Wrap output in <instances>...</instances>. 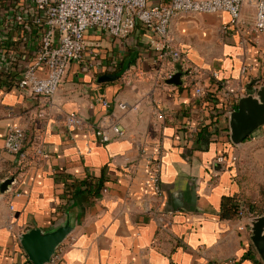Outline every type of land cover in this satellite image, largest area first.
I'll use <instances>...</instances> for the list:
<instances>
[{"label":"crops","instance_id":"obj_1","mask_svg":"<svg viewBox=\"0 0 264 264\" xmlns=\"http://www.w3.org/2000/svg\"><path fill=\"white\" fill-rule=\"evenodd\" d=\"M9 6V0H0V264L32 263L20 235L51 230L68 219L73 230L58 247L56 264H264L251 239L250 220L256 216L247 204L245 179L248 163L264 171V125L236 145L225 108L217 111L219 122L210 126V135L199 134L212 120V95L219 96L212 80L200 98L185 85L155 91L148 82L137 89L124 85L122 72L136 62L150 71L156 67L140 27L125 42L105 33L90 36L101 58L88 70L71 65L52 109L5 79L2 66L12 62L2 30ZM242 13L238 26L226 12L180 15L171 31L192 63L219 72L221 84L245 90L255 79H261L257 86L264 84V33L251 30L253 7ZM14 62L21 63L17 57ZM106 75L116 77L103 79ZM148 92L153 96H145ZM118 101L140 104L124 111ZM70 114L104 125L112 139L102 142L92 130L67 128ZM11 123L25 128L28 142L43 139L48 157L29 165L2 192L18 160L4 150ZM118 130L126 133L119 136ZM222 154L226 164L217 162ZM155 157L162 160L160 193L150 181ZM227 197L246 212L222 217ZM156 209L167 214L168 228L160 226Z\"/></svg>","mask_w":264,"mask_h":264},{"label":"built area","instance_id":"obj_2","mask_svg":"<svg viewBox=\"0 0 264 264\" xmlns=\"http://www.w3.org/2000/svg\"><path fill=\"white\" fill-rule=\"evenodd\" d=\"M10 16L4 22L5 39L9 43L7 52L11 56L10 64L2 66L9 85L25 91L29 96L43 99L54 109L55 95L60 89L70 67L77 63L84 70L92 68L101 58L93 34L105 33L125 42L137 28L148 35L149 48L155 53L156 67L150 71L141 61L126 68L121 74L122 83L137 89L140 84L150 83L151 91L172 87L169 80L177 72L181 73V84L192 88L197 97L206 94V82L212 80L217 86L219 97L225 104L227 117L236 110L238 101L245 90L240 84L223 85L219 72H208L204 67L194 64L175 40L171 25L180 15L226 12L230 23L238 26L242 22L243 8L251 6L255 16L251 30L264 33V0H9ZM16 55V56H15ZM14 57L21 62L16 64ZM14 62V63H13ZM247 68H243L245 74ZM13 74L17 78L13 77ZM13 83V84H12ZM241 83V82H240ZM146 95L153 96L151 92ZM104 106L111 104L102 97ZM140 103L130 105L118 101L121 110L137 109ZM67 128L87 129L95 132L102 142L112 139L108 128L87 121L78 114L67 115L64 119ZM114 128L117 130V126ZM125 131L118 130L122 136ZM23 126L11 123L8 126L4 150L16 155L18 160L14 168V179L26 173L29 165L38 164L48 157L43 139L28 142ZM232 156L231 160H237ZM227 156L217 157V162L226 164ZM150 181L156 193L162 191V160L151 158L149 162ZM14 181V183H15ZM17 196L20 193L16 194ZM12 207V206H11ZM13 208V207H12ZM246 212L240 208V215ZM158 222L162 228H168L167 214L156 209ZM244 229V227H241ZM59 249L51 260L44 264H56ZM33 264V263H32Z\"/></svg>","mask_w":264,"mask_h":264},{"label":"water","instance_id":"obj_3","mask_svg":"<svg viewBox=\"0 0 264 264\" xmlns=\"http://www.w3.org/2000/svg\"><path fill=\"white\" fill-rule=\"evenodd\" d=\"M181 76V73L177 72L169 83L180 85ZM115 77L116 75H106L103 79ZM260 82L261 79H255L247 84L236 110L230 114V138L236 145H241L252 133L264 125V84L257 86ZM14 181V178L5 179L1 185L2 192H7ZM72 230L73 226L68 219L51 230L30 229L20 235V242L33 264H44L51 260ZM250 230L252 242L264 262V214L250 220Z\"/></svg>","mask_w":264,"mask_h":264},{"label":"rangeland","instance_id":"obj_4","mask_svg":"<svg viewBox=\"0 0 264 264\" xmlns=\"http://www.w3.org/2000/svg\"><path fill=\"white\" fill-rule=\"evenodd\" d=\"M254 154L251 155L250 160L253 161ZM239 158V157H238ZM239 161V159H238ZM251 164V165H250ZM245 172V179L247 180V195L246 200L252 208V211L264 213V171L259 172L252 166L253 163H248Z\"/></svg>","mask_w":264,"mask_h":264},{"label":"trees","instance_id":"obj_5","mask_svg":"<svg viewBox=\"0 0 264 264\" xmlns=\"http://www.w3.org/2000/svg\"><path fill=\"white\" fill-rule=\"evenodd\" d=\"M132 62V61H129ZM124 63V62H123ZM211 109L212 110V115H211V121L209 123L204 124L203 126H201V128L199 129V134H208L210 135V126L217 124L219 122V116L220 113H218L217 111L220 109H224L225 110V104L223 103V101L220 99L219 96H217L216 94H213L211 97ZM237 108V106H236ZM235 198L232 197H227L222 205V217L225 218H236L239 217L240 215V208L238 207V205L236 204ZM252 210V208H251ZM253 216H259L264 214L263 212H257L256 211H252ZM32 264V263H30Z\"/></svg>","mask_w":264,"mask_h":264}]
</instances>
